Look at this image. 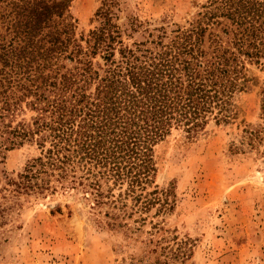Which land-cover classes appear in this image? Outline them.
Returning <instances> with one entry per match:
<instances>
[{"label": "trees", "instance_id": "trees-1", "mask_svg": "<svg viewBox=\"0 0 264 264\" xmlns=\"http://www.w3.org/2000/svg\"><path fill=\"white\" fill-rule=\"evenodd\" d=\"M66 1L11 0L5 10L0 0V165L26 141L39 149L16 178L0 172L25 192L142 197L159 142L236 114L247 65L264 67V0H207L187 26L130 45L113 21L116 0L97 10L84 45L71 37Z\"/></svg>", "mask_w": 264, "mask_h": 264}, {"label": "rangeland", "instance_id": "rangeland-1", "mask_svg": "<svg viewBox=\"0 0 264 264\" xmlns=\"http://www.w3.org/2000/svg\"><path fill=\"white\" fill-rule=\"evenodd\" d=\"M108 1L67 0L71 37L84 45ZM115 2L113 21L130 45L161 26H187L207 0ZM246 75L231 119L209 120L192 139L175 130L155 146L139 198L114 199L117 187L100 204L78 190H16L2 172L16 178L39 149L26 141L6 151L0 264H264V67L248 64Z\"/></svg>", "mask_w": 264, "mask_h": 264}]
</instances>
